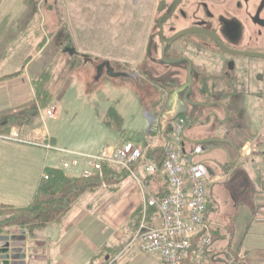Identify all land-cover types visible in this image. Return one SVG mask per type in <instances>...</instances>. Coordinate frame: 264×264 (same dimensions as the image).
Instances as JSON below:
<instances>
[{"label": "rangeland", "instance_id": "1", "mask_svg": "<svg viewBox=\"0 0 264 264\" xmlns=\"http://www.w3.org/2000/svg\"><path fill=\"white\" fill-rule=\"evenodd\" d=\"M127 1L0 0V22L19 19L15 25L10 26L6 22L4 25L9 26L2 27L11 31V34L17 31L18 37L1 41V51L6 53L9 46L14 44L13 54L23 55V61L27 60L28 55L35 54L28 64L25 61L23 67L19 66L27 82L25 95L29 99L21 110L12 114L14 117H11L10 125L24 124L33 129L41 128L43 125L39 111L44 114L51 103H58L57 99H66L69 105L60 114V118L45 120L46 129L57 137L56 146L75 151H92L108 139L119 140L125 134L128 140L144 149L141 142L148 140L147 130L155 125L165 95L157 100L154 107H150L153 90L139 89L128 78H110L105 73L97 74L94 66L96 58L99 61L111 58L114 65L127 67L136 65L134 60H141L144 42L132 33L140 32L143 25L127 24V19L132 17L130 11L127 13L125 10L120 16L117 12V9L127 6ZM65 47L74 48L75 53L69 56L63 50ZM82 54L89 57L86 66L82 62ZM249 100L257 98L253 94L238 96L229 102V107L242 117L241 111L245 113ZM4 133L6 130L0 127V134ZM24 138L30 143L35 141L34 137ZM56 154L54 150L47 157L44 153L47 166L61 165ZM8 178L12 182L25 183L28 180L25 175L17 172L9 173ZM216 199L221 212L214 215L212 221L221 227L211 231L212 238L229 237L230 241L237 219L245 211L246 202L238 195L237 207L232 210V202L228 197L221 199L218 195ZM215 204L211 200L213 209L216 208ZM14 230H1L0 236L4 239L0 240V246L7 240L10 245L14 244L16 240L12 238L18 235ZM5 236H8L7 240ZM225 244L231 252L237 253L232 262L238 263L240 256L237 244L234 242L228 245V240ZM116 264L164 263L159 257L142 252L134 242L116 260Z\"/></svg>", "mask_w": 264, "mask_h": 264}, {"label": "crops", "instance_id": "2", "mask_svg": "<svg viewBox=\"0 0 264 264\" xmlns=\"http://www.w3.org/2000/svg\"><path fill=\"white\" fill-rule=\"evenodd\" d=\"M18 20L14 18L0 22V42L7 38L18 37L17 31L11 34V31L2 28L3 26L15 25ZM6 22H9V25H4ZM13 45L9 46V51L6 53L0 48V116L16 114L29 99L25 95L27 82L23 74L20 73L22 68L20 69L19 66L23 67L25 61L28 64L35 54L28 55L27 60L23 61L25 59L23 55L13 54L15 50ZM80 56L83 59V64L88 65L87 61L89 60L86 61L83 54ZM107 60L112 61L113 65L111 58H107ZM99 62V59L96 58L95 68ZM9 74L14 75L8 77ZM247 94L255 95L257 100L247 102L245 113L241 111L243 116H238L236 121L231 122L229 134L222 137L212 136L230 141L239 149L240 159L238 163L236 165L226 164V160L231 157V149L213 151L204 159L224 162L223 165L226 166L228 174L237 168H241L246 173L248 177L247 188L243 187L242 178L232 182L235 190L243 193L239 195V198H244L246 204H244L243 215L237 219L236 228L231 234V240H228V245L234 242L237 244L240 257H238L239 260L236 264H264V93L260 104L259 86L253 87L245 95ZM57 101L60 106V113L56 119H59L60 114L69 104L66 99L61 101L57 99ZM6 126L1 127L6 130V133L0 134V206L26 207L32 203L37 193L44 169L46 167L60 168L61 165L47 166L44 153L47 157L50 152L47 153L43 147L32 144L28 140L25 141L24 137H37L40 141L43 140L42 127L33 129L32 126L24 124ZM149 129L155 131L153 137L148 135ZM47 131L52 137V143L56 146V135L49 130ZM169 131V128L164 131L161 129L159 116H156L155 125L150 126L147 130L148 140L144 141L149 142V147L157 144L163 147L162 137H166L163 133L166 132L167 135ZM11 133L17 134L16 139L5 138ZM189 136L194 138L198 135L192 131ZM125 140L128 139L123 134L119 140L108 139L92 151L85 152L56 147L72 153L98 154L105 148L111 150ZM247 144L251 145V154L245 155L242 148ZM147 148L148 146L143 151ZM54 151L58 153L56 157L61 160V164L63 159H70L72 156L57 150ZM144 160L147 162L143 163L141 160L134 168L138 174V179L129 175L112 186V189L105 185L85 192L77 199L62 221L37 229L33 236L25 237L23 242L17 241L19 242L18 245L15 241L14 244L18 247L15 249L11 247L8 251L10 253L9 259L6 258L10 261L9 264H12V261L14 264H23V261L26 260L27 264H116V260L134 243L132 238L142 218L145 198L161 194L167 190L166 180L162 174L144 172V165L153 163L147 157ZM209 166L215 173L220 171L219 167L213 163ZM83 168L84 164L81 163L78 167L65 169V173L70 177L77 176L80 175ZM11 172L23 174L28 180L25 183L24 181H9L8 174ZM211 176L213 181L209 185V191L211 185L221 178L218 173ZM214 192H218L216 187H214ZM248 194L250 195L247 197ZM217 196L215 194V199L213 198L216 204L218 203ZM219 207L221 206L217 204L216 208L210 211L206 220L207 223L209 220H213L214 215L221 212ZM139 210L142 212L140 216L137 214ZM151 211L153 209L147 207L148 214ZM212 222L214 223V221ZM211 230H215V228H210V233ZM224 240L216 243L214 249H219L225 242ZM3 260L5 259L0 260V264Z\"/></svg>", "mask_w": 264, "mask_h": 264}, {"label": "flooded vegetation", "instance_id": "3", "mask_svg": "<svg viewBox=\"0 0 264 264\" xmlns=\"http://www.w3.org/2000/svg\"><path fill=\"white\" fill-rule=\"evenodd\" d=\"M126 5L117 12L120 16L130 11L127 24L143 25L132 35L144 42V48L141 60L133 61L136 65L113 64L114 69L130 73L126 78L139 89L154 91L150 107L165 95L159 117L175 87L157 80L185 89L195 86L204 101L226 107V117L216 110L225 120L213 137L228 135L231 122L238 118L229 102L253 87L259 86L261 98L264 93V0H128ZM178 116L185 119V126L189 123L187 115ZM207 191L205 220L213 210L209 187ZM208 223L217 229L211 220ZM221 248L227 250L225 242ZM221 253L211 254L213 264Z\"/></svg>", "mask_w": 264, "mask_h": 264}, {"label": "built area", "instance_id": "4", "mask_svg": "<svg viewBox=\"0 0 264 264\" xmlns=\"http://www.w3.org/2000/svg\"><path fill=\"white\" fill-rule=\"evenodd\" d=\"M39 112L43 125V140L35 137V141L31 143L43 147L47 153L57 150L72 155L70 159L62 160L63 169L78 167L83 163L84 168L80 174L92 176L99 172L102 163H107L114 171L126 169L130 176L138 179L133 166L142 160L144 153L140 146L125 140L111 150L105 148L98 154L72 153L60 149L52 143V137L45 126L46 119L58 118L59 104L53 102L44 114ZM185 123L182 116H177L171 121V130L165 137L160 165H144L145 173L162 174L167 183V192L145 198V208L132 242L137 243L142 252L158 256L164 264H213V248L210 247L213 239L204 218L207 190L213 177L206 165L196 159V155L201 152L200 146H195L191 152L183 151L181 135ZM16 137L15 133L5 136L7 139ZM242 152L245 155L250 154L251 145H244ZM147 207L153 209L149 214ZM15 246L16 244H9V250L11 247L15 249ZM23 264H27V260L23 261Z\"/></svg>", "mask_w": 264, "mask_h": 264}, {"label": "trees", "instance_id": "5", "mask_svg": "<svg viewBox=\"0 0 264 264\" xmlns=\"http://www.w3.org/2000/svg\"><path fill=\"white\" fill-rule=\"evenodd\" d=\"M11 117L14 116L0 117V127L5 125L10 127ZM148 135L153 137L155 131L149 129ZM163 135L166 136V132ZM146 146V141H142V147L146 148ZM143 153V163L147 162V159L144 160L147 157L150 162L160 165L163 157V147L159 144L153 147L148 146ZM127 176H129V172L126 169L114 171L107 163H102L99 172L92 176L80 174L70 177L66 175L65 169L62 167H46L37 193L30 205L20 208L0 206V232L3 229H15L14 231H17L18 235L15 236L14 240L23 242L25 237L33 236L37 229L62 221L77 199L85 192L105 185L110 186L112 189V186L118 184ZM166 192L167 190L161 194ZM141 213V210H139L138 216ZM7 237L5 236L6 240ZM3 239L4 237L0 236V240ZM221 247L213 252H222L216 257L215 264H223L226 261H228L227 264H234L232 260L234 256L237 257V253H233L229 249L223 250ZM2 258H7V255L0 253V260ZM183 264L189 263L184 262Z\"/></svg>", "mask_w": 264, "mask_h": 264}, {"label": "water", "instance_id": "6", "mask_svg": "<svg viewBox=\"0 0 264 264\" xmlns=\"http://www.w3.org/2000/svg\"><path fill=\"white\" fill-rule=\"evenodd\" d=\"M65 51H67L71 55L75 53V49L72 47L65 48ZM83 56L87 61V59L89 58L88 55L84 54ZM95 69L97 74L105 73L110 78H126L130 76V73L126 71L115 70L109 60L100 61ZM157 81L164 86L175 87L166 101L164 112L159 117V124L161 129L163 131L167 128L171 130V121L180 114H185L187 115V117H189L190 121L184 127L181 135V146L183 148V151L191 152L195 148V146H200L201 152L196 155V159L200 160L206 165L210 175H215L218 173V175L221 176V178L217 182L211 185L209 194H211L212 199H215L214 187H216V189H218L219 191V193L217 194L219 195V198L223 199L224 196L228 197L232 202V210H235L237 207V197L238 195H242L243 193L237 192L233 187L232 182L238 180L239 178H242L243 187L247 188L248 177L246 173L241 168H237L228 174L227 169L223 165L224 162H218L211 159V163H208L207 159H204L213 151H225L226 149L232 150L231 157L226 160V164L236 165L238 163V160L240 159L239 149L233 143L227 140L212 137L215 134L218 125L223 123L225 120V117L227 115L226 107L219 102L210 103L204 101L195 86H190L189 88L185 89L178 87L172 83H166L161 80ZM218 108H220V110L224 114V118H221L219 116L221 115V113H218L216 111ZM192 131H195L198 136L191 138L189 135L190 133H192ZM165 141V137H162L163 146L165 145ZM212 163L219 167V172L215 173L212 171L211 167L209 166ZM208 225L211 229H214L209 223ZM216 225L219 228V225ZM224 239L225 237H220L213 240L210 245V247L213 248L212 252L215 251L214 245L220 240ZM226 239L229 240V237H226ZM8 251L9 242L6 241L2 246H0V253L6 254L8 258ZM9 262L10 261L5 258V260L2 261V264H9Z\"/></svg>", "mask_w": 264, "mask_h": 264}]
</instances>
